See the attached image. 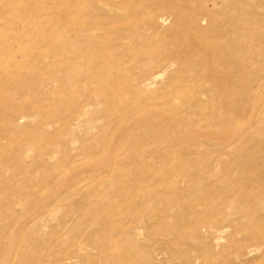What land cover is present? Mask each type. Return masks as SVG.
Instances as JSON below:
<instances>
[{"label": "rangeland", "instance_id": "rangeland-1", "mask_svg": "<svg viewBox=\"0 0 264 264\" xmlns=\"http://www.w3.org/2000/svg\"><path fill=\"white\" fill-rule=\"evenodd\" d=\"M92 1L168 21L123 40L109 88L64 64L65 18ZM176 1L0 0V264H264V0H241L258 22L237 82L202 72L204 91L163 70L183 50ZM146 44L169 46L151 67Z\"/></svg>", "mask_w": 264, "mask_h": 264}, {"label": "bare ground", "instance_id": "bare-ground-1", "mask_svg": "<svg viewBox=\"0 0 264 264\" xmlns=\"http://www.w3.org/2000/svg\"><path fill=\"white\" fill-rule=\"evenodd\" d=\"M170 2L175 4L174 2L177 1L170 0ZM190 2H193V4L189 5ZM92 3L93 1L86 3V7L90 8L86 13L74 14L72 17L65 18L66 26L74 29L76 37L74 52H76L74 54L75 60L71 62L70 58H67L64 64L71 65L69 70H66L69 75L78 78L85 75L84 77L90 85L109 88L110 85L108 84L113 85L121 81L120 75H114L116 71H119L118 74L124 75L122 60L111 61V57L115 52L124 51L123 40L135 42L142 39L155 25L159 22L165 24L167 20L163 17L160 19V17H156V14H149L140 8L135 11H142L136 13L134 17L129 16L127 10L124 13L128 14H115L113 8L105 2H102V7L97 6L95 10L89 12L91 6H94ZM180 3L181 7L178 8L177 6L176 9L174 7L172 11L168 9L177 17V22L179 21L182 25H185L184 30L181 31L183 50L177 52L176 56H172L170 62H166L168 64L164 66V73L165 71L169 72L168 70L176 64H183L172 75L175 78L178 76L183 82L190 81L193 86H197L201 90L204 88V82L200 78L202 72L209 76L212 84L224 86L229 82H237V75L233 70H241L245 65H248L247 61L242 60V57L239 58L245 47L240 42L245 41L248 37L244 32L247 27L258 22L257 18H254V11L251 9H249L250 12L247 11L246 5L242 4L241 0H180ZM81 12L83 13V11ZM204 17L211 22V26H215L212 31L217 34L210 43L204 41V28L201 24ZM145 20L149 24L140 25ZM67 30L68 28H65L62 31L64 36H61L60 46H68L66 44ZM168 48V45L149 47L146 44L143 50L148 55L145 66L151 67L156 63L155 57L163 56ZM204 49L207 52L204 53ZM194 53L199 55L193 57ZM135 56L141 57L142 52L139 50L135 53ZM83 63L86 64L83 65ZM84 66L87 67L86 70ZM161 76L160 72L151 73L147 79L150 82H146V79H144L143 82L139 81V84H134L135 86L130 90L135 97H138L135 94L138 93L136 90L139 91L137 88L150 89V86L154 85L155 81ZM233 123L234 121H229L224 125V133H226L227 127ZM262 138H260L262 147L258 150L264 151V138ZM251 167V164H248L245 169L248 170Z\"/></svg>", "mask_w": 264, "mask_h": 264}]
</instances>
